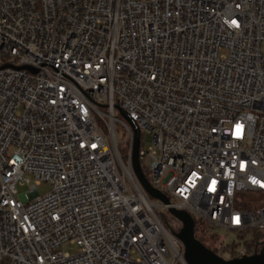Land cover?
<instances>
[{
    "label": "built area",
    "instance_id": "1",
    "mask_svg": "<svg viewBox=\"0 0 264 264\" xmlns=\"http://www.w3.org/2000/svg\"><path fill=\"white\" fill-rule=\"evenodd\" d=\"M263 43L264 0H0V264H188L170 208L264 235Z\"/></svg>",
    "mask_w": 264,
    "mask_h": 264
},
{
    "label": "water",
    "instance_id": "2",
    "mask_svg": "<svg viewBox=\"0 0 264 264\" xmlns=\"http://www.w3.org/2000/svg\"><path fill=\"white\" fill-rule=\"evenodd\" d=\"M139 148L140 137L138 133H136L132 154V164L136 176L151 197L157 198L165 204H169L168 197L152 187L144 175L140 166ZM169 213L182 224L180 230L175 234L184 244V257L188 264H264V246L255 254L225 259L196 238V223L189 213L176 208H170Z\"/></svg>",
    "mask_w": 264,
    "mask_h": 264
},
{
    "label": "rangeland",
    "instance_id": "3",
    "mask_svg": "<svg viewBox=\"0 0 264 264\" xmlns=\"http://www.w3.org/2000/svg\"><path fill=\"white\" fill-rule=\"evenodd\" d=\"M262 47L264 49V43L262 44ZM119 118H123L121 114L118 115ZM116 128L119 129L117 131V136L119 140H122L125 137V132H122L121 129V125L120 123H117ZM151 145V138L148 135H144L143 137V145L142 147L144 148H148ZM119 150L120 153H122L124 155L125 152V146L124 144H120L119 145ZM49 189V186L47 185H43L40 187V190L42 192L47 191ZM154 200H158L157 198H153ZM165 214V213H162ZM169 224L172 226H177L176 222L169 217ZM217 233H219L220 235H223L225 240H219V241H214L212 240V247L216 249L217 254H219L220 256H223L224 258H229L230 254L229 251L232 248L230 245L227 246L226 244H232L234 241L237 243H240L236 249H243V248H249L246 245L247 240L251 239V235H249L248 237L244 238V239H238L237 235L232 232V231H222V230H215ZM221 246H223V248H221ZM62 250H65L67 252L70 253H75L76 251H78V246L76 244H72V243H65L62 247Z\"/></svg>",
    "mask_w": 264,
    "mask_h": 264
},
{
    "label": "trees",
    "instance_id": "4",
    "mask_svg": "<svg viewBox=\"0 0 264 264\" xmlns=\"http://www.w3.org/2000/svg\"><path fill=\"white\" fill-rule=\"evenodd\" d=\"M122 157L124 158L125 157V154L123 155L121 153ZM169 217L170 214L169 213H165V214H161L160 215V219L161 221L164 223V225L168 226L169 227ZM181 228V227H180ZM180 230V229H179ZM195 235H196V238L198 240H200L205 246H207L209 249H211L212 251L216 252V249L212 247V240L214 241H221V237L217 234H214V233H210L205 226H203L202 223H200L198 220L196 221V225H195ZM238 239H244L246 238L247 236L244 234H239L238 236ZM264 238V235L263 234H260V233H253L252 236H251V239L250 240H247L245 241L246 242V245L247 247L251 246V245H255L257 247V250L260 251L263 246H264V242L262 244V241L261 239ZM240 243H237V242H233L230 246L232 247L231 248V251L232 253L235 252L237 246L239 245Z\"/></svg>",
    "mask_w": 264,
    "mask_h": 264
},
{
    "label": "snow or ice",
    "instance_id": "5",
    "mask_svg": "<svg viewBox=\"0 0 264 264\" xmlns=\"http://www.w3.org/2000/svg\"><path fill=\"white\" fill-rule=\"evenodd\" d=\"M233 23H235V21H233ZM235 220L237 223H239V217H236Z\"/></svg>",
    "mask_w": 264,
    "mask_h": 264
}]
</instances>
